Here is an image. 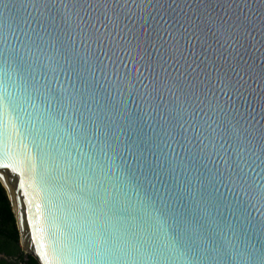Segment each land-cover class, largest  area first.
<instances>
[{"label":"water","instance_id":"1","mask_svg":"<svg viewBox=\"0 0 264 264\" xmlns=\"http://www.w3.org/2000/svg\"><path fill=\"white\" fill-rule=\"evenodd\" d=\"M0 182L39 264H264V0H0Z\"/></svg>","mask_w":264,"mask_h":264},{"label":"trees","instance_id":"2","mask_svg":"<svg viewBox=\"0 0 264 264\" xmlns=\"http://www.w3.org/2000/svg\"><path fill=\"white\" fill-rule=\"evenodd\" d=\"M0 264H39L25 252L8 193L0 182Z\"/></svg>","mask_w":264,"mask_h":264}]
</instances>
